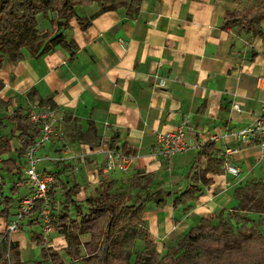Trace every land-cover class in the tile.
I'll return each mask as SVG.
<instances>
[{
  "label": "crops",
  "instance_id": "0c3cea01",
  "mask_svg": "<svg viewBox=\"0 0 264 264\" xmlns=\"http://www.w3.org/2000/svg\"><path fill=\"white\" fill-rule=\"evenodd\" d=\"M237 8L238 2L232 0H143L132 15L123 7L97 15V4L78 7L77 14L90 20L85 29L71 18L64 30L56 18L58 28L52 33L63 32L72 52L54 44L34 57L23 48L21 60L3 58L0 130H8L7 115L16 108L26 113L48 100L69 120L68 131L60 142L65 150L60 145L39 150L63 160L59 165L43 163L39 169H62L59 178L68 187L72 171V190L81 180L95 177L92 188L97 196L103 184L110 191L122 182L136 190L144 185L143 194L149 197L139 211L140 220L154 243H177L202 218L217 219L222 209L237 203L236 180L256 178L264 169V149L230 135L232 129L248 126L264 104V83L259 84L264 78V36L227 24ZM51 16L55 18L54 13ZM262 27L264 33V21ZM49 28L46 24L40 30ZM186 117L188 139L200 147L159 157L155 133L173 130ZM225 132V138L207 141L210 133L220 137ZM115 134L118 147L113 151L126 146L132 162L126 171L106 172L103 165ZM10 136L4 135L10 144L7 158L15 156L20 142L16 137L15 147ZM210 143L217 160L224 147L238 149L230 162L240 170L239 177L227 173L223 161H218L222 172H207L211 183L200 185L195 199L174 205L182 193L177 183L185 177L186 188L192 185L197 153ZM83 156L86 160L78 163ZM164 167L172 180L167 190L157 176ZM22 189L17 191L24 195L27 189Z\"/></svg>",
  "mask_w": 264,
  "mask_h": 264
},
{
  "label": "trees",
  "instance_id": "16d2710c",
  "mask_svg": "<svg viewBox=\"0 0 264 264\" xmlns=\"http://www.w3.org/2000/svg\"><path fill=\"white\" fill-rule=\"evenodd\" d=\"M142 1L0 0V66L5 55L13 62L21 60L23 58L20 51L22 48L27 49L33 57L45 53L54 44H60L72 52V43L66 39L63 32L48 34V31L36 28L37 17L40 14L52 21L51 15L54 13L55 17L61 21L64 30L68 27L71 18L77 21L81 29H85L89 26L90 20L77 14L78 7L97 4L99 11L95 15L123 7L127 14L132 15L139 11ZM236 2H238L239 8L230 13L227 24L238 25L243 29L250 30L254 35L264 36L261 25L264 21V0H256L255 5L249 9L240 6L241 0H236ZM43 103V101L39 102V104ZM24 111V108L18 107L7 115L8 121L12 124L11 136L19 138L20 141L15 156L1 160L2 166L9 173L19 170L24 152L34 143V138L38 133V129L27 121ZM16 131H19L17 136L15 135ZM64 136L63 132L61 139ZM116 137L115 134L111 138L110 148L112 150H116L118 147ZM9 147V139L0 135V156L2 153H7L10 150ZM120 153L128 155L131 151L123 145ZM216 153L211 143L201 147L193 165L198 176L195 172L192 185L173 200L174 205L195 199L200 185L207 186L211 183V180L206 178L207 172L211 171L216 174L222 172L220 163L223 159L214 158ZM54 164L59 165V162ZM43 171L56 177L49 195L54 199L57 190H62L61 209L57 213L51 212L50 218L54 229L67 234L69 243H71L70 249L66 250L68 257L80 261L82 264L146 263L147 257L141 252L136 254L133 262L117 259L111 253V243L122 238L123 231H117V221L121 213L127 211L131 214V219L137 218L138 220L139 211L145 201L144 197L139 198L133 204H126L115 193L110 192V186L103 184L94 200V206H91L89 212L84 214L81 211V205L74 200L73 190L68 187V182L59 178L63 170L53 172L44 168ZM234 199L237 203L232 207V213L227 212L219 216L216 225L212 224L210 219L202 218L200 223L190 228L188 233L177 243L170 245L165 255L159 260L166 264H203L204 255L216 251L224 259L229 260L227 264H264V233L248 215L250 213L264 214V179L246 180L237 185L234 189ZM9 202L10 198L2 196L0 204L4 205V209L0 211V214L6 218L9 216ZM39 205L38 203L34 208V212ZM71 208L76 210V218L70 217ZM103 213L107 214L106 220H99ZM248 221H252V225L249 227L245 225ZM28 223L35 225L38 224V221L33 217ZM81 235L89 236V240L83 241ZM3 238L8 241L9 264H24L20 258L18 242L11 241L8 232L3 235ZM32 239L37 244L44 246L42 249L45 260H49L51 264H65L60 254L41 235L34 234ZM143 240L146 247L152 243V238L147 230L143 231ZM81 248L84 250L85 256L80 255ZM67 264L72 263L68 262Z\"/></svg>",
  "mask_w": 264,
  "mask_h": 264
},
{
  "label": "rangeland",
  "instance_id": "374dc122",
  "mask_svg": "<svg viewBox=\"0 0 264 264\" xmlns=\"http://www.w3.org/2000/svg\"><path fill=\"white\" fill-rule=\"evenodd\" d=\"M236 2V0H232ZM242 3H240L241 7H244L245 9L251 8L253 5H255L256 0H241ZM46 18L40 17L39 18V24L37 23L36 28L38 30L41 29V26L43 25H49V31L48 34H51L52 32H56L58 26L55 28L57 25L56 22V17H52V21L45 20ZM55 19V20H54ZM50 23V24H48ZM41 25V26H39ZM262 25V24H261ZM23 49V48H22ZM21 51V50H20ZM8 57L7 55H5ZM34 104V103H33ZM39 106L41 107H48L50 104L48 102H44L43 104H40ZM65 123L63 124V132L68 131L66 122L69 121L67 117H64ZM8 121V119H6ZM11 123H9L8 130H0V135H11ZM2 129V128H1ZM11 139L13 140L14 146H17V140L16 137L10 136ZM62 149L65 150V146L62 145ZM61 151V149H60ZM7 153H2L0 158L5 160L7 158ZM86 160V158L83 156V158L79 159L78 158V163L80 161ZM77 165V164H76ZM122 171V170H121ZM71 174L68 175L69 177V187L72 185V180L75 179L73 176V172L70 171ZM0 175L3 177V184H1L4 188V195L5 197L10 198L9 202V216L6 218V216H3L0 214V264H9V255H8V241L3 238V235L6 234V224L9 220H12L13 214L16 211V205L17 201L20 197V192L18 193V189H12L13 183L20 177L21 173L14 171L13 173H9L6 169L3 168L2 164H0ZM169 172L166 170L164 167L160 172H158L159 177L161 179H164V189L167 190L169 189L168 186H170L171 178L168 176ZM239 177V176H238ZM235 177V178H238ZM262 178L264 179V169L263 172L260 176L256 178H251L252 179H259ZM81 179H85V176L81 177ZM178 177L176 178V180ZM178 181H180L178 179ZM246 180H236V184H241L244 183ZM97 183V178H87L85 181H80L78 182L74 189H73V198L77 202V204L81 205V211L84 214H87L89 212V208L91 206H94V200L97 198V193L94 188H92V185H95ZM167 185V186H166ZM188 185V179L185 177L181 179L180 182L177 183V186L179 189L182 191L186 188ZM148 187V186H147ZM22 189V188H21ZM145 189L144 185H141V187L134 189L130 185H125V182H122L121 185L119 184L118 187H113L111 188L112 193H115L119 198L124 200L126 204H133L141 194H143ZM23 190V189H22ZM22 190H20L22 192ZM57 195L54 198V203L52 204V212L54 211L57 213L61 209V203L63 201V195H62V190L58 189L57 190ZM145 200L148 199L149 196L144 195L143 196ZM131 199V200H129ZM232 207L233 205L229 208L222 209L220 212L219 216H222L223 214H226L227 212L232 213ZM4 209V205L0 204V211ZM131 214L128 213L127 211H124L121 213L119 220L117 221V231L121 232L123 231L122 238L120 240L114 241L111 243V253L112 256L117 258V259H124V260H129L130 262H133L135 259V256L137 253L145 254L146 255V263L145 264H166L165 262H161L160 257L164 256L166 253L167 248L169 245H158L154 243V238H152V243L149 247H146V243L143 240V231L146 230V227L142 220H140L139 215H138V220L136 219H131ZM249 217L255 221L257 224L258 228L263 231L264 233V214L258 215V214H248ZM218 216V218H219ZM70 217L71 218H76V210L74 208L70 209ZM33 217H29L27 220H23L22 223L20 224L19 229L16 232H12L9 234V239L11 241H16L19 244V251H20V258L21 261L24 262V264H51L49 260H45L43 257V245L37 244L36 242L33 241L32 237L34 234H40V226L38 224L35 225H29L28 221L31 220ZM107 214L103 213L100 217L99 220H106ZM218 218L211 220L212 224H217ZM79 219V217H78ZM131 219V220H130ZM246 226H251L252 221H248L245 223ZM46 240L50 242L52 248L56 250L61 258L65 261V264L68 262H71L72 264H82L80 261H75L72 260L70 257L66 255V250L70 249L71 243H69L67 234L63 232H59L56 229L51 230L47 235H46ZM81 238L83 241H88L89 236L87 235H81ZM8 239V240H9ZM47 246V245H46ZM73 249V247H72ZM210 251V249H209ZM80 255L85 256L84 250L81 248ZM203 264H227L229 260L224 259L221 254L217 253L216 251H211L208 252L207 254L204 255L202 258ZM158 262V263H157Z\"/></svg>",
  "mask_w": 264,
  "mask_h": 264
},
{
  "label": "built area",
  "instance_id": "2783aa9c",
  "mask_svg": "<svg viewBox=\"0 0 264 264\" xmlns=\"http://www.w3.org/2000/svg\"><path fill=\"white\" fill-rule=\"evenodd\" d=\"M264 83V78L259 79V84ZM236 107V105H234ZM65 115L56 107L48 106L46 108L35 105L30 106L26 112V119L33 127L38 129L34 138V143L29 146L22 156V162L19 172L20 177L13 183L12 189H27L24 195H20L13 219L6 224L5 230L9 234L19 229L23 220L34 217L40 226V234L45 240L46 235L53 230V224L50 218L52 204L54 199L49 195L50 189L56 180V177L46 171H41L39 166L43 163L61 162V155L41 154L39 150L45 147L60 145L63 135V124ZM188 117L184 118L181 123L170 131L156 132V153L164 159L191 148H199V145L192 144L187 136L185 127L188 125ZM230 135L237 140L255 143L260 149H264V104L254 120L246 127L230 131ZM225 132L219 137L218 134L210 133L207 136L208 142H216L221 137H226ZM238 151L235 147L226 146L220 150L223 159L224 169L234 177L240 175V170L230 162V158ZM132 162L130 155L122 154L117 151H109L107 162L103 165L104 171L108 172L114 169L122 171L128 170ZM1 164V158H0ZM3 177L0 175V200L4 195ZM18 192V191H17ZM19 193V192H18ZM40 204L36 211L37 204ZM47 241V240H46Z\"/></svg>",
  "mask_w": 264,
  "mask_h": 264
}]
</instances>
